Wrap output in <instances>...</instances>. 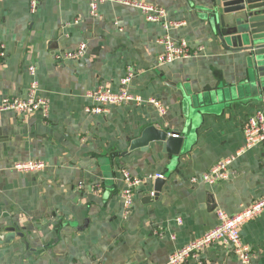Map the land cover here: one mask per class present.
Segmentation results:
<instances>
[{"label": "crops", "instance_id": "0c3cea01", "mask_svg": "<svg viewBox=\"0 0 264 264\" xmlns=\"http://www.w3.org/2000/svg\"><path fill=\"white\" fill-rule=\"evenodd\" d=\"M127 1L162 8L167 20L182 23L169 36L185 40L191 49L202 48L201 55L159 65L161 24L116 2L100 4L93 17L86 1L40 0L30 14L27 0H0L5 50L0 102L6 96L25 97L33 81L49 104L46 120L39 113L22 118L0 112V224L24 235L0 245V264H165L172 253L217 225L216 209L234 215L264 196L260 145L236 157L229 180L189 183L243 149L242 126L257 110L264 112V100H232L203 114L172 171L166 172L161 143L129 150L152 120L169 133L181 132L183 91L198 94L238 85L247 68L240 52L221 46L200 22L204 0ZM80 43L86 45L82 58L55 59ZM129 68L135 72L130 92L145 103L87 114L92 105L87 94L98 87L117 93ZM29 161L46 166L36 173L12 168ZM123 172L142 182L127 216L120 199ZM156 175L166 180V189L149 201ZM239 235L251 254L247 264H264V213L244 224ZM185 264L241 263L230 246L220 244Z\"/></svg>", "mask_w": 264, "mask_h": 264}, {"label": "built area", "instance_id": "2783aa9c", "mask_svg": "<svg viewBox=\"0 0 264 264\" xmlns=\"http://www.w3.org/2000/svg\"><path fill=\"white\" fill-rule=\"evenodd\" d=\"M86 1L89 6L91 16H97L98 6L106 2H116L125 6L138 9L147 22L159 23L164 29V34L157 40L162 51L157 57L159 65L173 63L177 60L189 59L201 55L202 48L197 47L191 49L185 40H173L169 36V32L175 28L182 26L180 22H172L167 20V15L162 8L139 2H129L127 0H80ZM28 10L30 14H34L40 4V0H27ZM1 31V26H0ZM86 45L80 43L78 48L73 52H65L57 54L55 59L60 62L62 60H77L84 56ZM0 57L5 58V50L0 42ZM30 76L34 75V69L29 68ZM135 72L129 68L125 76L120 80V89L117 93L111 92L107 87H98L94 91L87 94L92 105L85 111L89 115H102L107 112L108 108L113 105L132 104L140 105L145 103L144 100L130 92V84ZM159 114L164 113V109L154 100H149ZM0 112H14L28 118L33 114L39 113L43 120L48 118L49 104L48 101L38 95L37 84L30 82L27 86V94L25 97H4L0 102ZM242 133L244 137V147L234 157L226 158L217 162L209 171L201 175L200 178H191L189 183L195 184L197 181L212 185L219 181L229 180L234 176L232 164L236 157L245 150H249L256 145L264 147V112L257 110L249 116L243 126ZM45 164L39 161L18 162L13 164V170L16 172L36 173L45 168ZM155 178H162L156 175ZM123 181L125 187L120 192L122 201L123 215L127 216L133 206V192L136 187L142 185L141 180L132 178L128 173L123 172ZM264 213V196L254 200L248 206L242 208L238 213L229 215L226 212L216 209L215 215L217 225L206 232L203 236L192 240L188 244L182 246L172 253L165 264H185L189 259L198 260L200 254L207 248L220 244L230 246L233 254L238 258L241 264H247L250 261L251 254L249 248L242 243L239 235L240 228L258 218Z\"/></svg>", "mask_w": 264, "mask_h": 264}, {"label": "water", "instance_id": "95a60500", "mask_svg": "<svg viewBox=\"0 0 264 264\" xmlns=\"http://www.w3.org/2000/svg\"><path fill=\"white\" fill-rule=\"evenodd\" d=\"M216 42L226 49L243 55L247 74L243 82L232 87L216 86L198 94L183 91L181 103L182 130L169 133L162 129L161 123L152 120L140 136L132 140L129 150H145L150 143H161L162 153L167 155V170L172 171L183 152L189 149L190 138L203 114L217 111L222 104L232 100H264V0H204L198 14ZM166 184L158 178L153 184L155 199ZM24 238L16 228L0 224V245H8L15 238Z\"/></svg>", "mask_w": 264, "mask_h": 264}]
</instances>
